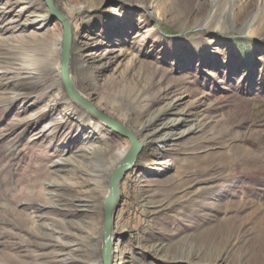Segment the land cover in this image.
Instances as JSON below:
<instances>
[{
    "label": "rangeland",
    "instance_id": "obj_1",
    "mask_svg": "<svg viewBox=\"0 0 264 264\" xmlns=\"http://www.w3.org/2000/svg\"><path fill=\"white\" fill-rule=\"evenodd\" d=\"M55 3L83 49L75 84L144 143L120 185L124 264H264V0ZM47 29L0 34V264H101L109 173L129 140L67 95L62 25ZM179 118L191 131L154 158L144 127Z\"/></svg>",
    "mask_w": 264,
    "mask_h": 264
},
{
    "label": "water",
    "instance_id": "obj_2",
    "mask_svg": "<svg viewBox=\"0 0 264 264\" xmlns=\"http://www.w3.org/2000/svg\"><path fill=\"white\" fill-rule=\"evenodd\" d=\"M43 1L52 16V21L57 20L62 25L59 75L67 95L91 113L97 120H100L109 130L129 140V148L122 164L114 168L109 175V193L103 204L101 264H112V247L114 243L112 234L119 206L121 181L127 172L136 165L139 155L144 149V143L139 139L138 132L101 110L77 90L71 72V52L73 46L71 21L59 11L54 0Z\"/></svg>",
    "mask_w": 264,
    "mask_h": 264
},
{
    "label": "bare ground",
    "instance_id": "obj_3",
    "mask_svg": "<svg viewBox=\"0 0 264 264\" xmlns=\"http://www.w3.org/2000/svg\"><path fill=\"white\" fill-rule=\"evenodd\" d=\"M18 5H22V6H20V8L17 11H15V13H13L14 7H16ZM31 9H33V10H31ZM59 11L62 14H64L60 9H59ZM5 18H9L7 20V22L14 21V22H16V24L13 27H9L7 25V23L4 22ZM0 20H2L0 22V34L2 36L7 35V34L13 32V31L14 32L15 31L16 32H20V33L29 32L31 34L32 38L38 39V38H40V36H43L42 33L45 30H48L47 27H48V24L50 23V21H52V16L49 13L48 8H47V13H45L42 10L33 8L29 4L23 3L22 0H7L4 3V9L0 12ZM69 20L71 21V25H72V20L71 19H69ZM72 33H73V28H72ZM95 38H97L95 35H93V34L89 35V39H95ZM61 46H62V35L60 36L59 51L61 50ZM73 51L83 52V49L81 47H77L76 48L74 46V43H73L72 52H71L72 58H73ZM90 53L91 54H95L96 57H98V59H101V54H97L96 52H90ZM60 54H61V51H60ZM58 59H59V62L57 61V63H56V69L59 72V69H60V57ZM73 81H74V79H73ZM74 84H75V81H74ZM4 85H6V83H3L1 86H4ZM75 87L77 88V90L85 98L88 99L89 96L85 95V93L81 89H79V87L76 84H75ZM13 99H15L18 102L21 101V99L20 98H16V96ZM23 103H24V101H23ZM26 103H28V102H26ZM180 104H181V98L180 99H176L175 102L172 103L171 106L169 107V110H168L167 113L172 112V113H176L177 114L178 113L177 111L179 110ZM27 107L30 110L31 104H28ZM167 113H164L163 115H167ZM48 116L49 115L46 114L44 116V118H47ZM159 119L160 118H157V120H159ZM157 120H155V121L151 122L150 124H148L147 126H145L144 130L145 131H146V129L148 130V133L146 134L148 136V141L149 142H153L154 144H156L158 146L157 150H153V153H151V155L154 158H156V159H160L164 155L165 146L168 145V143L170 141L177 140V139L183 137L185 134L189 133L191 131V127H188L185 130L178 131L179 129L182 128V124L184 122H186V121H184V119L179 118L174 123L168 124L167 127H164V128L162 127L163 129L155 130V128L153 126V123L157 122ZM165 129L168 130L167 133H165ZM127 151H128V148H125L123 150H117L116 156L120 160H119V163L117 164V166H115L114 168H116V167H118V166H120L122 164V162H123V160H124V158L126 156ZM63 161H64L63 159L58 158V159H54L53 162H54L55 165L60 166V164ZM113 169L111 171H113ZM110 173H109V175H110ZM108 193H109V191L106 194L108 195ZM107 195H106V197H107ZM106 197H105V199H106ZM116 235L117 234L113 231L112 240H114V243H113V247H112V264H124V257H125L124 253L122 252V250H118L116 248L117 246H115V242H116L115 237H116Z\"/></svg>",
    "mask_w": 264,
    "mask_h": 264
}]
</instances>
